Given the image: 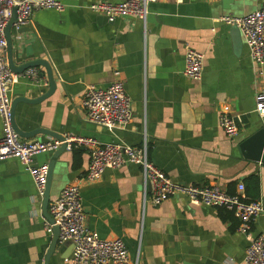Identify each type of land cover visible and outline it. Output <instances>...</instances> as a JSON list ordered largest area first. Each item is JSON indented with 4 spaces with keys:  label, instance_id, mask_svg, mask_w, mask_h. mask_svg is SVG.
I'll list each match as a JSON object with an SVG mask.
<instances>
[{
    "label": "crops",
    "instance_id": "1",
    "mask_svg": "<svg viewBox=\"0 0 264 264\" xmlns=\"http://www.w3.org/2000/svg\"><path fill=\"white\" fill-rule=\"evenodd\" d=\"M60 1L65 5L61 11L33 12L31 23L24 25L29 30L10 28L14 62L44 59L55 81L52 93L39 102L16 103L19 128L45 129L61 138L145 142L150 160L178 183L216 185L228 192L238 191L241 183L247 198L262 203L252 233L264 234V163L243 156L239 146L264 126V116L254 109L264 79L239 28L222 19L251 12L264 0H153L144 20L127 15L113 21L89 9L98 0ZM187 47L204 54L198 80L182 72ZM32 67L40 79L26 76V69L18 73L12 101L48 90L45 67ZM114 79L123 81L132 115L125 128L108 130L85 119L81 100L89 85L105 87ZM222 112L241 116L233 137L219 126ZM23 138L54 137L38 131ZM78 148L83 152L76 168L72 150L55 158L50 198L78 182L87 227L101 238L121 237L137 264H244L249 240L237 230L239 219L232 211L194 204L184 195L143 204L142 172L135 163L107 168L96 180L84 181L89 157L86 147ZM56 149L34 155L33 163H49ZM251 176L258 178L254 195L246 188ZM41 202L25 166L14 157L0 159V264L44 263L52 229L44 227ZM71 252L70 242H57L48 264H69Z\"/></svg>",
    "mask_w": 264,
    "mask_h": 264
},
{
    "label": "built area",
    "instance_id": "2",
    "mask_svg": "<svg viewBox=\"0 0 264 264\" xmlns=\"http://www.w3.org/2000/svg\"><path fill=\"white\" fill-rule=\"evenodd\" d=\"M153 0H122L111 2L94 1L89 9L102 13L107 20L113 21L120 16L134 15L145 19L148 3ZM16 7V18L12 26L30 24L32 14L42 8L63 10L65 5L60 0H0V159L17 158L29 171L36 195L42 199L47 184L48 163L34 164V155L56 149L65 143V149L72 150L86 147L88 163L82 180L94 181L107 168H118L125 163H135L142 172V203L158 205L166 198L184 195L194 204L210 207H222L233 212L239 219L238 231L249 240L245 249L244 264H264V234L252 233V224L263 211L259 199H249L245 195L244 186L239 183L238 191L228 192L216 185L181 184L170 179L149 158L147 145L134 146L123 142H100L95 138L72 136L66 134L63 140L49 138L47 140L24 139L15 130L12 123L11 85L20 75L8 65L6 56L7 40L5 27ZM239 28L249 49V55L257 67L259 76L264 79V5L242 16H224ZM204 54L191 47L184 52L183 74L198 80L202 76ZM24 74L40 79L41 74L35 67L25 70ZM85 110V119L103 126L108 130L123 129L131 120V99L124 83L120 79L112 80L107 86L89 85L83 92L81 100ZM255 111L264 116V88L255 94ZM239 114L222 112L218 123L223 132L233 137L239 132ZM47 211L52 222L42 216L46 230L58 227V243L70 242L72 252L69 264H137L132 260L121 237L101 238L91 231L86 223L80 185L73 182L65 185L59 194L50 198Z\"/></svg>",
    "mask_w": 264,
    "mask_h": 264
},
{
    "label": "water",
    "instance_id": "3",
    "mask_svg": "<svg viewBox=\"0 0 264 264\" xmlns=\"http://www.w3.org/2000/svg\"><path fill=\"white\" fill-rule=\"evenodd\" d=\"M16 18V7L13 8L12 11V16L10 20L8 21L6 27H5V36L7 40V61L8 65L16 73H21L25 69L32 67V66H37V65H42L46 69V74H47V79H48V90L44 92L42 95L36 97V98H26V97H17L15 98L12 103H11V109H12V123L15 128V130L20 134L22 137H27L29 135H32L38 131H43L45 133L50 134L52 137L63 140L61 136L58 134L51 132L49 130L45 129H34L30 131H23L19 126L15 123L14 120V112H15V105L18 101H24V102H30V103H35L39 102L43 98L47 97L52 93V91L55 88V81L52 76V69H51V64L47 62L44 59L41 58H36L34 60H28L24 61L20 64H16L13 60L12 56V50H11V33H10V28L12 24L14 23ZM235 26V25H234ZM30 28L28 26H20L17 28V32H23L25 30H29ZM241 151L243 152V156L250 158L255 161H260L264 163V126L259 127L253 134L245 138L244 140L241 141L239 144ZM65 149V143H61L60 146L55 150V153L53 155V158L50 160L48 163L49 169H48V175H47V184L45 188V193L42 198L41 202V208H42V213L44 214V217L52 222V219L47 211V205L48 201L50 198V182H51V174H52V168L54 165L55 158L57 155L62 152ZM58 242V227L53 225L52 226V239L51 242L46 250L45 258H44V263L43 264H48L49 263V258L52 255V253L55 251L56 245Z\"/></svg>",
    "mask_w": 264,
    "mask_h": 264
},
{
    "label": "trees",
    "instance_id": "4",
    "mask_svg": "<svg viewBox=\"0 0 264 264\" xmlns=\"http://www.w3.org/2000/svg\"><path fill=\"white\" fill-rule=\"evenodd\" d=\"M83 150L82 149H72V166L73 167H78L80 163V156L82 154ZM246 188L251 189V193L254 195L257 193L258 189V178L256 176H251L246 179ZM248 192V191H247ZM253 199V198H250Z\"/></svg>",
    "mask_w": 264,
    "mask_h": 264
}]
</instances>
